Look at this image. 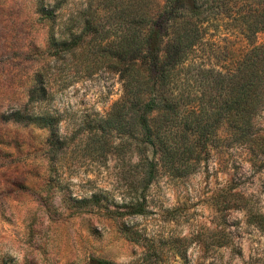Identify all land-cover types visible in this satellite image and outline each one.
<instances>
[{"label":"rangeland","instance_id":"1","mask_svg":"<svg viewBox=\"0 0 264 264\" xmlns=\"http://www.w3.org/2000/svg\"><path fill=\"white\" fill-rule=\"evenodd\" d=\"M41 2L0 0V264H137L160 248L162 261L154 264H186V257L201 264L202 256L206 264H242L239 246L246 260L260 256L264 227L249 224L244 213L264 212V168L223 148L191 174L164 173L146 185L138 171H126L136 159L121 153L118 132L107 122L123 84L101 46L123 20L121 12L135 6L146 25L167 0H58L55 19L40 17ZM253 6L243 11L246 23L261 13ZM243 25L223 14L208 28L211 61L228 64L229 47L242 53L250 41L264 42V31L240 34ZM78 35L82 46L59 48ZM222 48L226 55L217 52ZM47 62L55 125L10 119L26 105ZM258 120L264 128V109ZM223 227L235 232L236 249L204 250L197 243ZM185 236L186 255L177 252Z\"/></svg>","mask_w":264,"mask_h":264},{"label":"trees","instance_id":"2","mask_svg":"<svg viewBox=\"0 0 264 264\" xmlns=\"http://www.w3.org/2000/svg\"><path fill=\"white\" fill-rule=\"evenodd\" d=\"M53 1L58 3L42 0L40 17H57L59 8ZM249 1L167 0L163 12L151 15L146 25L134 6L130 12H121L123 20L101 46L107 65L119 73L123 84L117 109L107 122L118 132L121 153L128 154L129 160L136 159L126 171H138L146 185L164 173L172 177L191 174L208 162L215 150L223 148H236L242 160L264 168V128L258 120L264 109V42L252 40L242 53L229 47L228 64L211 61L205 48V37L213 36L208 28L223 14L233 22L245 23L239 27L244 36L264 31V0ZM255 2L261 13L246 23L243 11L254 10ZM88 28L84 20V34ZM80 40L82 35L64 39L59 48L74 50L82 46ZM217 52L226 55L224 48ZM50 70L47 62L37 73L38 85L30 89L26 105L11 112L10 119L41 128L55 125ZM244 215L249 224L264 227V212L249 209ZM188 239L182 238L183 252L178 253L186 255ZM235 239L231 229L212 228L197 243L204 250L214 246H232L234 250ZM237 249L242 264H264V252L246 260L242 247ZM162 252L160 248L158 253H146L137 264H154L161 260ZM202 257L201 264H206ZM97 263L117 264L109 260Z\"/></svg>","mask_w":264,"mask_h":264}]
</instances>
